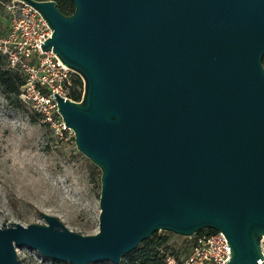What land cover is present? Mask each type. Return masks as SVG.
Segmentation results:
<instances>
[{"label":"water","instance_id":"95a60500","mask_svg":"<svg viewBox=\"0 0 264 264\" xmlns=\"http://www.w3.org/2000/svg\"><path fill=\"white\" fill-rule=\"evenodd\" d=\"M83 81L55 93L76 148L100 168L98 231L3 221L0 264L27 245L61 262L123 255L158 230L221 231L228 264H262L264 0H21Z\"/></svg>","mask_w":264,"mask_h":264},{"label":"rangeland","instance_id":"374dc122","mask_svg":"<svg viewBox=\"0 0 264 264\" xmlns=\"http://www.w3.org/2000/svg\"><path fill=\"white\" fill-rule=\"evenodd\" d=\"M11 1L0 0V37L8 33ZM73 73L69 71L71 79ZM100 174V168L76 148L73 133L55 134L19 94L7 98L0 88V225L44 224L43 212L72 231L96 233ZM156 236L165 237L162 251L183 254L189 247L185 236L165 230L156 231ZM16 252L18 264H72L55 262L24 244L16 246Z\"/></svg>","mask_w":264,"mask_h":264},{"label":"built area","instance_id":"2783aa9c","mask_svg":"<svg viewBox=\"0 0 264 264\" xmlns=\"http://www.w3.org/2000/svg\"><path fill=\"white\" fill-rule=\"evenodd\" d=\"M9 14L8 33L0 37V53L5 56L6 66L17 69L24 75L19 98L30 105L44 123L58 135L65 131L73 133L66 126L58 111L55 93L68 97L72 86L71 70L51 50L42 49L52 29L33 6L21 0L7 4ZM188 238L187 251L165 252V264H228L230 246L221 231L195 233ZM264 264V235L260 238Z\"/></svg>","mask_w":264,"mask_h":264},{"label":"trees","instance_id":"16d2710c","mask_svg":"<svg viewBox=\"0 0 264 264\" xmlns=\"http://www.w3.org/2000/svg\"><path fill=\"white\" fill-rule=\"evenodd\" d=\"M60 11L64 14H70L74 5L69 0H54ZM264 62V55L262 63ZM72 86L68 97L72 100L78 101L81 99L83 91V81L77 73H73ZM24 82V75L17 69H9L6 66L5 56L0 53V88L7 98L12 96L17 97L19 89ZM204 231L212 232L213 229H203L198 233ZM205 232V233H207ZM165 242V237H157L156 231L150 237L142 240L139 245L132 249L127 254L123 255L126 259L125 263L121 258L118 264H165L164 254L167 251H162L161 245ZM56 262V261H55Z\"/></svg>","mask_w":264,"mask_h":264},{"label":"bare ground","instance_id":"6f19581e","mask_svg":"<svg viewBox=\"0 0 264 264\" xmlns=\"http://www.w3.org/2000/svg\"><path fill=\"white\" fill-rule=\"evenodd\" d=\"M17 251H19V248L17 249Z\"/></svg>","mask_w":264,"mask_h":264}]
</instances>
